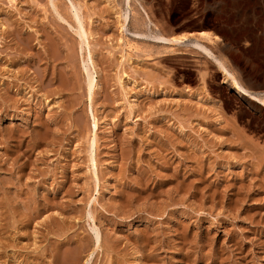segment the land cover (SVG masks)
<instances>
[{
	"label": "rangeland",
	"instance_id": "rangeland-1",
	"mask_svg": "<svg viewBox=\"0 0 264 264\" xmlns=\"http://www.w3.org/2000/svg\"><path fill=\"white\" fill-rule=\"evenodd\" d=\"M13 3L0 0V264H55L79 239L81 264H264V107L199 50L138 36L133 14L122 31L123 0ZM132 6L153 33H217L210 47L264 88V0Z\"/></svg>",
	"mask_w": 264,
	"mask_h": 264
},
{
	"label": "bare ground",
	"instance_id": "bare-ground-1",
	"mask_svg": "<svg viewBox=\"0 0 264 264\" xmlns=\"http://www.w3.org/2000/svg\"><path fill=\"white\" fill-rule=\"evenodd\" d=\"M10 3H12V5L14 4L13 2H17V0H9ZM133 1L136 2L139 0H123V4L124 5V9L123 10V14H121V11H120V16H123V20H119L120 22V27H121V30H128L129 28L127 27L131 18H132V14L135 16V20H136V24L139 25V26H144L146 27L149 31H146L145 33L144 32H135L137 34H139L138 36H141V35H147V36H152L151 38H155L157 42H159V40L163 43H169V44H178V45H185L186 46H190L192 47L193 49H197L199 50L201 53L205 54L207 57H209L211 60H213V62L218 66V70L223 74V77H224V82H227L231 85L232 88H234L236 90V92L238 93H242L243 95L249 97L248 100H250V103L253 104V106L257 107V108H262L264 107V88L262 89H251L247 86H245L240 78H238L237 74L231 69L232 67L228 65V62L226 61V59L224 57H222V54L221 56L218 55L211 47L210 45L208 44V42L210 43H219L222 39L220 37V35H218L217 33L211 31V30H207V29H204V30H200V32L198 34H195V33H191L190 34H180L179 36H166L164 33H161L158 29V31H155V33H153L154 31H152V28L151 26L152 25H156L149 13L145 10L144 11V14L142 16H137V13L136 11H134V8L132 6L133 4ZM16 4V3H15ZM21 4V3H20ZM53 6L55 7V9L57 10L58 7L60 6H57L55 2L52 3ZM141 4V3H140ZM61 8V7H60ZM59 10V9H58ZM57 10V11H58ZM63 10V9H62ZM118 10V9H117ZM116 10V11H117ZM120 10V9H119ZM61 11V10H60ZM61 13V12H60ZM65 13V12H64ZM59 14V13H58ZM62 14V13H61ZM118 15V16H119ZM77 16V19H78V30L77 33L80 35V45L84 44L85 42V35H88V30L86 29L85 27V24H84V20H82V18L79 16V14L76 15ZM76 18V17H75ZM75 20V19H74ZM5 24V23H4ZM3 24V25H4ZM130 25V24H129ZM157 28V27H156ZM121 31V32H122ZM135 31V30H134ZM91 32V31H90ZM134 33V32H133ZM184 33V32H183ZM93 34V33H91ZM141 34V35H140ZM63 37V36H62ZM150 38V37H149ZM122 41L120 43L124 44V46L126 45V47H131L132 44H130V42L123 38H121ZM52 42V41H51ZM90 42V41H89ZM212 43V45H214ZM235 43V42H234ZM89 44V43H88ZM50 45V44H49ZM74 45V44H73ZM90 45V44H89ZM52 46V45H50ZM49 46V47H50ZM133 46V45H132ZM74 47V46H73ZM72 48V47H70ZM83 48V46H82ZM68 49V48H67ZM196 50V51H197ZM90 53V59L93 60V52H89ZM69 55V54H68ZM73 56V55H72ZM225 56V55H224ZM89 58V57H88ZM14 59V58H13ZM92 63H94V67L96 69V63L94 62V60L92 61ZM231 67V68H230ZM77 69V68H76ZM74 71V70H73ZM76 72V71H75ZM87 75H88V79L90 80L89 81V87L92 88L93 84H94V78L95 76H93V73L92 72H89L87 71ZM74 73V72H73ZM77 73V72H76ZM75 73V75H76ZM97 73V72H96ZM65 75V74H64ZM71 77V75H69ZM78 76V75H76ZM73 77V76H72ZM65 78V77H64ZM63 78V79H64ZM67 79V78H66ZM76 79H78L76 77ZM75 79V80H76ZM72 80V79H71ZM68 84V83H67ZM93 93V92H92ZM66 97V96H65ZM77 100V99H76ZM73 106V105H72ZM262 110V109H261ZM94 140H93V146L97 143V131H98V127H99V118L94 115ZM257 141V140H256ZM260 151V150H259ZM264 155V154H263ZM262 158V157H261ZM264 158V157H263ZM261 163V162H260ZM96 165V164H95ZM31 192V191H30ZM77 236V235H76ZM5 239V238H4ZM80 240V239H79ZM77 240L78 241V244H77V247L75 248H68L65 250L64 248V251H61L63 252L64 256L60 258V253H59V256L56 255V259H55V264H81L82 262V254H84V249H85V244H86V239H82V240ZM88 240V239H87ZM33 241V240H32ZM97 242L98 244L96 245L97 247L100 246V240H99V237L97 239ZM77 243V242H76ZM88 245V244H87ZM86 245V246H87ZM59 249V248H58ZM98 249V248H97ZM55 251V250H54ZM59 252V251H58ZM84 252V253H83ZM95 251L92 252V256L94 254ZM53 253V252H52ZM50 252V254H52ZM40 254V253H39ZM57 254V253H55ZM62 254V253H61ZM43 255V254H42ZM53 256V255H52ZM88 256V259H86L87 262H89L91 259L89 258L90 254H87ZM40 258V257H39ZM42 259V257H41ZM45 259V258H44ZM138 261V260H137ZM31 262V261H30Z\"/></svg>",
	"mask_w": 264,
	"mask_h": 264
},
{
	"label": "crops",
	"instance_id": "crops-1",
	"mask_svg": "<svg viewBox=\"0 0 264 264\" xmlns=\"http://www.w3.org/2000/svg\"><path fill=\"white\" fill-rule=\"evenodd\" d=\"M262 78H264V74L261 75ZM247 84H251V81H247ZM244 84V83H243ZM245 85V84H244ZM246 86V85H245ZM248 87V86H247ZM250 88V87H249ZM253 90V89H252Z\"/></svg>",
	"mask_w": 264,
	"mask_h": 264
}]
</instances>
